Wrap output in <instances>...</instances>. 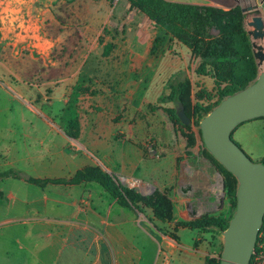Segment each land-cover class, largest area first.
Returning <instances> with one entry per match:
<instances>
[{"label":"crops","instance_id":"1","mask_svg":"<svg viewBox=\"0 0 264 264\" xmlns=\"http://www.w3.org/2000/svg\"><path fill=\"white\" fill-rule=\"evenodd\" d=\"M56 2L54 13L37 8L54 27L45 35V55L20 59L11 67L18 79L33 62L55 68L53 81L60 85L54 91L59 90L63 107L51 113L53 121L0 128L8 170L70 179L87 167H100L115 179L152 182L160 163L164 181L174 178L180 165L184 185L192 180L204 189L197 163L199 131L191 123L186 129L171 121L166 110L174 108L173 102H158L170 96L172 84L190 78L199 60L127 0ZM40 3L44 0L2 3L3 39L11 29L12 11L21 13L27 29L25 15ZM50 75L47 71L44 78ZM76 84L87 87L86 105L78 110L67 105ZM0 192V253L9 264H104L112 246L117 264H153L141 250L139 207L122 205L97 182L39 187L9 177L0 180ZM176 256L184 264L183 256Z\"/></svg>","mask_w":264,"mask_h":264},{"label":"rangeland","instance_id":"2","mask_svg":"<svg viewBox=\"0 0 264 264\" xmlns=\"http://www.w3.org/2000/svg\"><path fill=\"white\" fill-rule=\"evenodd\" d=\"M56 1L44 0V3L39 4L40 6L36 5V8H33L30 16L25 15V22L29 25L27 29H24L21 25L23 23L21 13L12 11L14 19L11 17V29L7 30L8 34L4 39L0 33V128L11 124L43 123V118L53 121L51 113L57 112L63 107V102L58 99L59 90L54 91L60 85L53 81L56 77L55 68L47 69L42 62H33L26 66V74L23 79H18L11 67L13 62L20 59L24 58L32 61L45 55V35L49 32L53 33L54 27L48 26L50 20L45 18V11L42 13L37 8H43L47 13H54ZM167 1L216 7L226 11L237 8L231 7L234 6L232 0ZM2 3H7V0H0L1 6H3ZM247 3L249 2L244 3L243 6ZM4 7L5 19L8 20L7 4ZM38 15H41V18ZM210 33L213 36L219 34L214 29H211ZM23 37L26 38L25 41L22 40ZM15 43H24L25 47L16 48ZM197 59L199 60L198 66L194 68L193 72H190V78H188L190 89L185 99V105L173 103L174 108L179 112H184L188 120L187 114L192 115L195 106H199L201 110H212L222 100L223 92L228 91L227 84H222L220 87L216 85L215 76L213 72H209L208 68L206 70L208 74L200 75L197 73L202 63L200 58ZM190 70L192 69L190 68ZM47 71L51 75L45 79L44 75ZM86 92L87 87L85 84H76L69 95L67 105L76 110L81 109L87 102ZM197 121L198 114L193 116V120L189 123L193 124L197 131H200L199 127L194 124ZM232 138L253 161L264 162V118H257L240 125L234 131ZM1 143L0 172L8 170L6 156L2 148L4 143L2 145ZM201 143L198 155L200 159L197 163L200 165L198 169L204 180V189L196 188L192 180H189L192 184L184 185L183 176L185 173L179 171L180 165L177 168L180 174H176L172 179L166 178V181L162 178L164 171L161 169L163 165L160 163L157 164V169L154 171L157 177L152 182L122 181L112 177L119 188L134 189L136 193L146 199L159 192L171 202L172 222L159 221L150 208L141 203L138 204L139 210L143 214L141 220L143 229H139L142 235L141 241L143 242L141 250L144 248L143 255L149 260L153 259V264H162V260L165 261L164 264H179L176 261L177 254L183 256L184 264H206L208 260L215 262L221 260L223 238L220 233L182 225V223L208 219L217 221L226 228L235 212L236 197L231 189L234 185V176L230 175L209 154L203 141ZM174 169L176 168L174 167ZM166 173H170L169 170ZM0 196L3 197L2 192ZM154 239L158 241V244ZM168 241L172 245L168 244ZM111 249L110 261L109 258H106L108 262L104 261V264H117L114 254L115 247L112 246ZM173 253L176 254L170 256ZM155 254H158V260ZM0 258L3 259L0 260V264H9L5 255L2 256L0 253Z\"/></svg>","mask_w":264,"mask_h":264},{"label":"trees","instance_id":"3","mask_svg":"<svg viewBox=\"0 0 264 264\" xmlns=\"http://www.w3.org/2000/svg\"><path fill=\"white\" fill-rule=\"evenodd\" d=\"M127 1L130 3L131 8L145 14L156 27L164 29L173 39L188 47L193 57L202 60L198 74H208V71H206L208 68L209 72H213L218 87L222 84H227L228 91L223 92L222 100L246 88L256 79L257 66L252 55L251 40L244 27V14L240 7L226 11L216 7L198 6L167 0ZM211 29L218 31V36H213L210 33ZM189 89L190 81L185 78L176 84H172L170 96L161 97L158 102H173L185 105ZM166 111L173 123L186 129L190 128V123L186 124L181 120L176 108L167 109ZM210 111L209 109L201 110L199 106H195L192 115L187 114L189 122L193 120V116L198 114V121L194 124L199 127L202 115ZM199 133L201 136V131ZM188 137L190 146L194 145L193 136L188 135ZM9 177L21 179L39 187H46L50 184L78 185L87 181L97 182L122 205L129 206L131 204L138 207V204L141 203L145 207L150 208L155 218L159 221H173L171 202L164 195L157 192L151 198L146 199L136 193L134 189L119 188L112 176L105 173L100 167H87L77 172L70 179H39L25 176L16 170L0 173V180ZM236 188L237 180L234 177V185L231 189L235 197ZM234 207L236 208V202ZM182 225L205 230H210V226H218L225 229L219 222L208 219L182 223ZM263 229L264 227L261 229L260 234ZM253 258L250 264H253ZM219 263L213 260L206 262V264Z\"/></svg>","mask_w":264,"mask_h":264},{"label":"water","instance_id":"4","mask_svg":"<svg viewBox=\"0 0 264 264\" xmlns=\"http://www.w3.org/2000/svg\"><path fill=\"white\" fill-rule=\"evenodd\" d=\"M251 1L232 0L231 7H240L244 14L257 77L246 88L227 96L203 114L199 123L206 150L237 180L236 208L229 225L225 229L209 227L223 238L219 264H250L264 223V162L253 161L232 138L240 125L264 118V20L260 15L251 14L258 6H243ZM177 112L184 123H189L184 112Z\"/></svg>","mask_w":264,"mask_h":264},{"label":"built area","instance_id":"5","mask_svg":"<svg viewBox=\"0 0 264 264\" xmlns=\"http://www.w3.org/2000/svg\"><path fill=\"white\" fill-rule=\"evenodd\" d=\"M114 3H118L120 0H113ZM264 0H253L249 3H247L246 5H244L245 7L248 5L251 6H258V8L254 9L251 14L252 15H260L263 20H264V9L262 8V2ZM158 161L161 160L160 157H157ZM263 227H264V223H263ZM262 227V228H263ZM253 264H264V229L261 232L260 235V241L258 242V246L253 254Z\"/></svg>","mask_w":264,"mask_h":264}]
</instances>
